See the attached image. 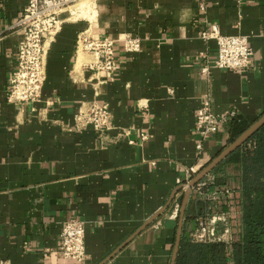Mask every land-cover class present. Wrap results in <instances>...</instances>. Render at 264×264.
I'll return each instance as SVG.
<instances>
[{"label":"crops","instance_id":"obj_1","mask_svg":"<svg viewBox=\"0 0 264 264\" xmlns=\"http://www.w3.org/2000/svg\"><path fill=\"white\" fill-rule=\"evenodd\" d=\"M26 2L0 0V264H77L57 252L70 216L86 222V264H170L189 182L264 112V0H96L94 14L82 18L68 9L60 31L45 40L40 98L21 103L8 99L7 83L20 39L11 25ZM214 26L247 36L251 68L211 66L200 74L201 53L213 59L217 50L200 31ZM86 29L115 41L117 68L102 84L87 66L94 56L75 47ZM128 34L142 39L139 53L124 50ZM206 93L214 113L234 109L237 118L199 154L195 119ZM92 101L111 112V128L101 135L73 124ZM215 174L213 190H232L218 206L238 212L230 222L237 239L239 166L228 163ZM189 199L181 234L207 215L204 197L192 191Z\"/></svg>","mask_w":264,"mask_h":264},{"label":"built area","instance_id":"obj_2","mask_svg":"<svg viewBox=\"0 0 264 264\" xmlns=\"http://www.w3.org/2000/svg\"><path fill=\"white\" fill-rule=\"evenodd\" d=\"M82 0H27L22 15L12 23L11 28L20 32V39L15 55V71L8 78V99L16 102L37 101L40 98L42 84L45 79L44 60L46 54L45 40L54 36L63 24L60 18L65 11L71 12L69 7ZM91 1L94 7L96 0ZM200 12H206L203 1L198 3ZM200 36L205 41L213 39L217 43L215 58L211 59L208 53L202 52V68L200 74L207 76L212 67L239 71L252 67L253 49L247 36L222 35L217 27L202 29ZM124 50L129 53H139L142 49V39L137 35L128 34L120 41ZM77 51H85L94 56V62L87 65L95 75L98 82L111 80L117 68V53L115 41L108 36L93 37L90 30L80 33L76 40ZM202 105L196 113L195 133L197 135L196 149L200 154L204 148V142L212 134L216 133L223 124L230 123L237 118L234 109H227L220 114L212 110L210 96L204 94ZM111 112L108 104L89 102L81 107L74 115L73 124L77 130L92 128L96 133L103 134L111 128L109 121ZM251 144L248 147L251 148ZM194 174V173H193ZM218 174L212 172L204 176L203 181L191 188V191L204 197L207 205V215L198 217L195 227L187 233V237L194 242H226L231 243L232 236L230 222L238 214L229 206L227 210H221L218 206L219 197L230 195L232 190L228 187L206 191L204 188L216 182ZM187 178V182H189ZM178 208V200L174 202ZM86 222L74 216L63 221L59 233V246L57 252L66 260H74L77 264H86L87 253L85 246Z\"/></svg>","mask_w":264,"mask_h":264},{"label":"trees","instance_id":"obj_3","mask_svg":"<svg viewBox=\"0 0 264 264\" xmlns=\"http://www.w3.org/2000/svg\"><path fill=\"white\" fill-rule=\"evenodd\" d=\"M228 163L238 164L240 171L238 238L231 243H198L183 230L175 264H264V124L212 173L220 172ZM218 184L222 186L225 180ZM213 186L210 184L204 190L213 191Z\"/></svg>","mask_w":264,"mask_h":264},{"label":"water","instance_id":"obj_4","mask_svg":"<svg viewBox=\"0 0 264 264\" xmlns=\"http://www.w3.org/2000/svg\"><path fill=\"white\" fill-rule=\"evenodd\" d=\"M263 124H264V112L256 119V121H254L245 130H243L240 133V135L234 139V141H232L230 144L222 148L221 151L218 154H216L215 157L211 159V161H209L206 165H204L202 169L189 182L187 191L185 192V195H184V201L182 204V208L180 210V218H179L180 222H179L177 233H176V242H175V246H174L173 253L171 256L172 259H171L170 264H175V261H176L175 257L178 252V247L181 241L180 235H181L183 223H184L183 216H184L187 202L190 200L189 198L192 193L191 188L197 185L199 182H201L205 175L212 172L216 167L222 164L225 158H227L236 149L241 147V145L246 141V139L249 138L254 132H256L260 128V126H262ZM165 208H161L151 218H149L146 224L142 227V229L145 228L153 220H155V218H157L160 214H162Z\"/></svg>","mask_w":264,"mask_h":264},{"label":"rangeland","instance_id":"obj_5","mask_svg":"<svg viewBox=\"0 0 264 264\" xmlns=\"http://www.w3.org/2000/svg\"><path fill=\"white\" fill-rule=\"evenodd\" d=\"M87 4H88V6L91 5V1H89V0H82L79 3L74 4L73 6H70L69 8L72 10V12L74 10L75 11H79V15H77V14L75 16L73 15L75 18L89 17V15H90L89 13L91 12V10H90L89 7H87ZM93 11L95 12L94 8H93ZM92 14H94V13H92ZM232 168H234V167H231V169Z\"/></svg>","mask_w":264,"mask_h":264},{"label":"bare ground","instance_id":"obj_6","mask_svg":"<svg viewBox=\"0 0 264 264\" xmlns=\"http://www.w3.org/2000/svg\"><path fill=\"white\" fill-rule=\"evenodd\" d=\"M87 7L90 8L91 12H90L89 14L91 15L92 12H93V7H91V5L88 6V4H87ZM76 14L79 15V11H75V10H74V11L72 12L71 15H74V16H75ZM90 15H89V16H90Z\"/></svg>","mask_w":264,"mask_h":264}]
</instances>
